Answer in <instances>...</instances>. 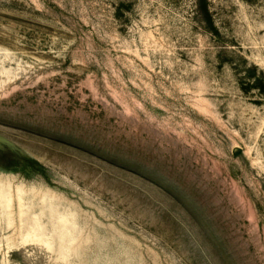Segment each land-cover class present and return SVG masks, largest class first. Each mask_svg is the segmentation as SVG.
<instances>
[{"label":"rangeland","instance_id":"rangeland-1","mask_svg":"<svg viewBox=\"0 0 264 264\" xmlns=\"http://www.w3.org/2000/svg\"><path fill=\"white\" fill-rule=\"evenodd\" d=\"M0 264H264V0H0Z\"/></svg>","mask_w":264,"mask_h":264}]
</instances>
